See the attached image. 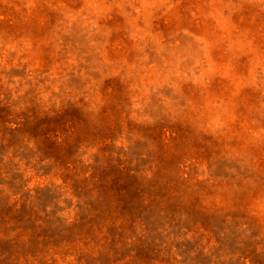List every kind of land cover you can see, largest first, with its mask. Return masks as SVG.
I'll list each match as a JSON object with an SVG mask.
<instances>
[{
    "label": "rangeland",
    "instance_id": "1",
    "mask_svg": "<svg viewBox=\"0 0 264 264\" xmlns=\"http://www.w3.org/2000/svg\"><path fill=\"white\" fill-rule=\"evenodd\" d=\"M0 264H264V0H0Z\"/></svg>",
    "mask_w": 264,
    "mask_h": 264
}]
</instances>
